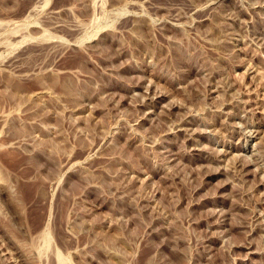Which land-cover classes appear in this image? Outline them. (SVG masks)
<instances>
[{"label":"rangeland","instance_id":"rangeland-1","mask_svg":"<svg viewBox=\"0 0 264 264\" xmlns=\"http://www.w3.org/2000/svg\"><path fill=\"white\" fill-rule=\"evenodd\" d=\"M0 264H264V0H0Z\"/></svg>","mask_w":264,"mask_h":264}]
</instances>
